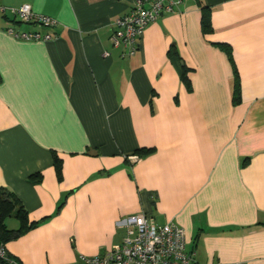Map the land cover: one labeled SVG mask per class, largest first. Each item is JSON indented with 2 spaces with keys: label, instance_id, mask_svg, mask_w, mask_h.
<instances>
[{
  "label": "crops",
  "instance_id": "crops-1",
  "mask_svg": "<svg viewBox=\"0 0 264 264\" xmlns=\"http://www.w3.org/2000/svg\"><path fill=\"white\" fill-rule=\"evenodd\" d=\"M133 2L0 0V186L40 222L4 250L19 264H77L119 247L121 221L142 213L180 227L199 264H264V0H199L205 35L198 0H182L129 57L109 38ZM25 4L56 24L12 23ZM213 43L230 47L237 106L234 70ZM141 148L153 151L133 155Z\"/></svg>",
  "mask_w": 264,
  "mask_h": 264
},
{
  "label": "built area",
  "instance_id": "built-area-1",
  "mask_svg": "<svg viewBox=\"0 0 264 264\" xmlns=\"http://www.w3.org/2000/svg\"><path fill=\"white\" fill-rule=\"evenodd\" d=\"M181 2L182 0H134L130 11L113 22V31L109 38L112 47L124 49L122 56H133L138 50L145 28L161 15L173 12ZM9 12L22 24L34 23L45 28L56 24L51 18L34 14L26 4L10 9ZM0 13H5L1 6ZM5 31L19 40L51 39L49 34L16 32L12 27ZM121 223L125 236L119 247L98 256H81L77 264H199L194 253L186 250L184 232L180 227L172 223L156 225L142 213L129 216ZM0 257L5 259L6 264H19L13 259H7L2 248Z\"/></svg>",
  "mask_w": 264,
  "mask_h": 264
},
{
  "label": "trees",
  "instance_id": "trees-1",
  "mask_svg": "<svg viewBox=\"0 0 264 264\" xmlns=\"http://www.w3.org/2000/svg\"><path fill=\"white\" fill-rule=\"evenodd\" d=\"M198 6L200 7V28L202 34H208L212 31L211 21H210V9L207 6H203L198 0ZM12 23L22 24L21 22H16V20H12ZM215 47H218L221 51H223L234 70V78H233V87H232V95L231 102L232 105L237 106L241 102V88L240 82L238 79L237 72L235 71L234 60L232 58L230 47L223 43H213ZM168 58L170 61L177 67L179 72L180 81L185 86L187 92H191V84L188 79L189 70L185 67V64L182 62L176 47L174 44H171L168 53ZM152 149L141 148L134 151L133 155H137L138 157L147 155L151 153ZM52 164L55 171L56 179L60 182L62 180V160L57 156L55 152H52ZM246 159H244V163H246ZM34 182H39L41 177L39 174L32 175L30 177ZM60 205L57 208V211L60 209ZM8 218H14L17 222L16 229H8L6 226V220ZM40 222H31L28 219V213L22 205L20 199L10 190L5 187L0 186V248L3 249L4 255L7 259H11V255L5 252V245L14 241L23 235L27 234L29 231L33 230L38 226ZM0 262L2 264H6L5 259L0 257Z\"/></svg>",
  "mask_w": 264,
  "mask_h": 264
},
{
  "label": "rangeland",
  "instance_id": "rangeland-1",
  "mask_svg": "<svg viewBox=\"0 0 264 264\" xmlns=\"http://www.w3.org/2000/svg\"><path fill=\"white\" fill-rule=\"evenodd\" d=\"M6 226L8 229H16L17 228V222L14 218H8L6 220Z\"/></svg>",
  "mask_w": 264,
  "mask_h": 264
}]
</instances>
